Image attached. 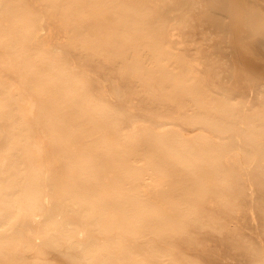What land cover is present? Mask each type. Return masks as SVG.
I'll return each instance as SVG.
<instances>
[{
	"label": "bare ground",
	"instance_id": "obj_1",
	"mask_svg": "<svg viewBox=\"0 0 264 264\" xmlns=\"http://www.w3.org/2000/svg\"><path fill=\"white\" fill-rule=\"evenodd\" d=\"M0 264H264V0H0Z\"/></svg>",
	"mask_w": 264,
	"mask_h": 264
},
{
	"label": "rangeland",
	"instance_id": "obj_2",
	"mask_svg": "<svg viewBox=\"0 0 264 264\" xmlns=\"http://www.w3.org/2000/svg\"><path fill=\"white\" fill-rule=\"evenodd\" d=\"M204 27H206V26H204ZM47 28H51L52 31L54 32V34L60 33V30H61V28L59 26H56V27L53 26L52 27L50 25H47ZM195 31H196V35H197L199 33V31H200L199 27H197L195 29ZM171 44L173 46H175V47L178 46V43L176 42L175 39H172ZM35 46L38 47V48H41V49L50 50L48 44L46 42H44V41L37 42V44H35ZM187 50H188V48H187ZM188 53L191 56L192 51L188 50ZM205 85L209 89H212V88H214L215 86L218 85V82L216 80H214L211 76L208 75L205 78ZM238 93H239V91H234V94H238ZM232 169H233L234 174L236 176H238L239 179H241L242 178L241 177V172H240V170L237 169V167L234 164L232 165ZM229 214L231 216H234L236 214V216H237L238 213H237L236 208H230ZM238 218L239 219H236L237 222L236 221L230 222L229 226H228L229 229H227L225 231L224 230H220V229L212 231V232H210V231L206 232V230H201L199 232V235H206L207 234L208 236H210L212 238V240H214L215 243H219L220 241L224 240L226 238V234L227 233L230 234V236H231V238L233 240H238L240 237H245L247 239L253 238V236H254L253 233L243 232V230L239 227V222L241 224L243 222H241L240 216ZM246 223H247V227H249L250 224L248 223V221H246Z\"/></svg>",
	"mask_w": 264,
	"mask_h": 264
}]
</instances>
